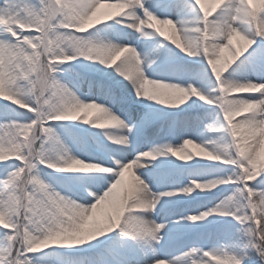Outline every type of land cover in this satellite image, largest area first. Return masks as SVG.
Wrapping results in <instances>:
<instances>
[{
	"label": "snow or ice",
	"instance_id": "6c2138e0",
	"mask_svg": "<svg viewBox=\"0 0 264 264\" xmlns=\"http://www.w3.org/2000/svg\"><path fill=\"white\" fill-rule=\"evenodd\" d=\"M0 264H264V0H0Z\"/></svg>",
	"mask_w": 264,
	"mask_h": 264
}]
</instances>
